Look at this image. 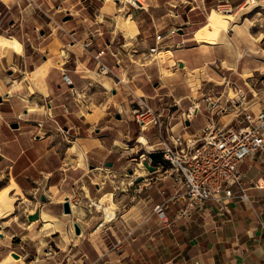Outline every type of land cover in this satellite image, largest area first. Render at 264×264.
Listing matches in <instances>:
<instances>
[{"label": "crops", "instance_id": "crops-1", "mask_svg": "<svg viewBox=\"0 0 264 264\" xmlns=\"http://www.w3.org/2000/svg\"><path fill=\"white\" fill-rule=\"evenodd\" d=\"M220 1L0 0V264H264V150L240 164L246 198L198 206L142 166L169 131L204 126L205 92L231 84L246 109L264 107V0H227L226 14ZM170 27L185 45L162 74L141 59ZM195 100L201 110L187 120ZM143 104L161 111V126L139 130ZM234 110L218 122L238 124ZM164 199L163 223L153 207Z\"/></svg>", "mask_w": 264, "mask_h": 264}, {"label": "built area", "instance_id": "built-area-1", "mask_svg": "<svg viewBox=\"0 0 264 264\" xmlns=\"http://www.w3.org/2000/svg\"><path fill=\"white\" fill-rule=\"evenodd\" d=\"M129 2L136 8L144 7L143 0ZM254 2L244 0L243 6ZM215 10L226 14L231 12L232 7L227 0H222L216 4ZM177 31L176 27H170L163 32H155L154 44L148 48L141 63L155 61L160 64L164 58L168 61L171 48L185 45L184 39L174 40ZM102 53L103 50H100L95 57ZM173 65H176L175 62ZM167 68L170 70V66ZM99 70L104 74L108 72L104 64L99 65ZM62 77L67 84L71 83L65 72H62ZM226 85L229 89L224 95L211 90L203 95L207 120L196 134L184 136L183 133L169 131L160 141V161L155 166L163 176L170 175L172 186L180 190L189 206H198L212 199L246 198L240 164L257 150H264V107L256 111L246 109L243 104L247 100L243 91L231 84ZM228 105L235 109L237 115H241L236 125L218 122V117L225 113ZM201 107L199 100L192 101L185 109V118H192ZM135 118L140 131L147 130L149 126L162 125L161 111L147 104L139 105L135 110ZM42 125V122L37 123L39 128ZM56 127L57 130L65 131L62 126ZM136 142L144 144V135H138ZM143 160L150 163V153L144 155ZM163 162H167L169 168L164 167ZM167 206L168 199H164L153 207V212L163 223L167 222ZM186 211L185 207L179 213L184 214Z\"/></svg>", "mask_w": 264, "mask_h": 264}, {"label": "water", "instance_id": "water-1", "mask_svg": "<svg viewBox=\"0 0 264 264\" xmlns=\"http://www.w3.org/2000/svg\"><path fill=\"white\" fill-rule=\"evenodd\" d=\"M13 127H16V123H12L11 124ZM142 165L149 171V172H152V171H155L156 170V167L154 166V165H151V164H149L147 161H142ZM140 180H142V177L140 176V177H138L137 178V180L136 181H140ZM44 196L43 195H41V200L42 201H44ZM62 209H63V212L64 213H69L70 212V207H69V202H68V200L67 199H65L64 201H63V203H62ZM37 217H38V210H35L33 213H31V214H29L28 216H27V218H28V220H34V219H37ZM73 228H74V232L76 233V234H78L79 233V227H78V225L76 224V223H74L73 224ZM11 255L12 256H14V257H18V254L17 253H15V252H12L11 253Z\"/></svg>", "mask_w": 264, "mask_h": 264}, {"label": "bare ground", "instance_id": "bare-ground-1", "mask_svg": "<svg viewBox=\"0 0 264 264\" xmlns=\"http://www.w3.org/2000/svg\"><path fill=\"white\" fill-rule=\"evenodd\" d=\"M132 1V0H131ZM142 1V0H140ZM145 6V5H144ZM225 19V18H224ZM219 20V19H218ZM226 20V19H225ZM220 21V20H219ZM210 23V22H209ZM209 25V24H208ZM217 28V27H216ZM4 43L7 44H11L12 46H14L15 48H17L18 44L16 42V40H12V41H8V40H4ZM17 51V50H16ZM20 51V50H19ZM170 65V62L166 61L165 58L160 62V69L162 73H167L169 72L168 70V66ZM20 198V197H19ZM17 199V198H16ZM16 207V206H15ZM12 213V212H11ZM9 215V214H8ZM106 215H109V211H106ZM105 215V216H106ZM17 258V257H16Z\"/></svg>", "mask_w": 264, "mask_h": 264}, {"label": "trees", "instance_id": "trees-1", "mask_svg": "<svg viewBox=\"0 0 264 264\" xmlns=\"http://www.w3.org/2000/svg\"><path fill=\"white\" fill-rule=\"evenodd\" d=\"M150 157H151V164L152 165H154V164H156V162L160 161V153L159 152L150 153Z\"/></svg>", "mask_w": 264, "mask_h": 264}, {"label": "rangeland", "instance_id": "rangeland-1", "mask_svg": "<svg viewBox=\"0 0 264 264\" xmlns=\"http://www.w3.org/2000/svg\"><path fill=\"white\" fill-rule=\"evenodd\" d=\"M143 3H144V2H143ZM1 12H2V11H1ZM169 72H170V70H169ZM169 72H168V73H169ZM161 73H162V72H161ZM162 74H167V73H162ZM168 165H169V164L167 163V164H165L164 166L168 167ZM142 166H143V165H142ZM144 169L146 170V172L150 173L145 167H144Z\"/></svg>", "mask_w": 264, "mask_h": 264}]
</instances>
